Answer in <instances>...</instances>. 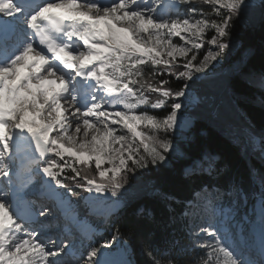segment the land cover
<instances>
[{"label":"snow or ice","instance_id":"6c2138e0","mask_svg":"<svg viewBox=\"0 0 264 264\" xmlns=\"http://www.w3.org/2000/svg\"><path fill=\"white\" fill-rule=\"evenodd\" d=\"M254 6L252 0H0L6 178L0 264H69L63 259L69 250L71 264H138L126 243L116 246L118 227L111 239H96L70 197L77 189L97 194L90 210L107 217L112 209L97 207L105 203L101 197L117 198L115 206L137 173L176 159L188 180L221 173L215 154L182 152L177 138L189 141L193 127L191 84L233 47L236 22ZM259 83L264 88V74ZM38 175L44 179L36 189ZM154 195L174 220L175 194L155 187ZM199 199L188 197L179 208L191 246L162 249L149 234L141 243L148 264H264V194L258 243L251 226L222 212L217 218L214 206L211 219L196 224ZM212 205L205 198V209ZM53 222L60 229L55 237ZM74 231L87 244L77 245ZM257 247L259 260L251 258ZM192 252L194 258H181Z\"/></svg>","mask_w":264,"mask_h":264},{"label":"trees","instance_id":"16d2710c","mask_svg":"<svg viewBox=\"0 0 264 264\" xmlns=\"http://www.w3.org/2000/svg\"><path fill=\"white\" fill-rule=\"evenodd\" d=\"M236 22L233 31L234 45L225 54V66L222 73L207 80H195L191 89L206 103L197 104L189 110L195 120L190 132L193 138L183 152L215 154L222 165L219 175L188 180L182 175L183 162L172 160L171 166L158 170H148L135 174L123 192V209L116 219L105 225L98 219L97 225L103 227L105 234L115 228L120 229L122 242L134 252L138 264H148L147 257L141 252V243L151 235L154 246L165 248L176 242L179 246H191L186 231V219L179 215L181 205H186L188 197L199 196L201 185L204 195L208 190L223 193V201L229 210L237 209L239 220L244 216L252 217L264 194V88L260 87V76L264 74V9L260 4L251 8ZM248 51L241 63L234 66V59L242 51ZM233 62V63H232ZM232 63V64H230ZM230 65V66H229ZM175 86V85H174ZM227 96L225 102L220 97ZM211 185L209 188L207 185ZM239 187V202L236 194ZM159 187L176 196L177 216L170 220L165 205L154 195ZM72 196L77 204L83 203L89 193L76 190ZM236 195L237 199L233 197ZM144 215H138L139 209ZM85 207H81L84 215ZM147 213H150L149 217ZM111 235V234H110ZM176 249H173L175 253ZM195 252L186 253L181 258L191 259Z\"/></svg>","mask_w":264,"mask_h":264},{"label":"rangeland","instance_id":"374dc122","mask_svg":"<svg viewBox=\"0 0 264 264\" xmlns=\"http://www.w3.org/2000/svg\"><path fill=\"white\" fill-rule=\"evenodd\" d=\"M252 2H253V4L255 6H258L260 4V0H252ZM249 12H250V14L253 12L251 10V8L245 14H247ZM247 52L248 51H245V50L242 51L240 53V56H238V59H239L238 61H235V59H234V66L239 64V63H241V61L246 56ZM232 63H230V64H232ZM224 64H225V59L222 56L221 58L218 59V61L213 62L212 64H210L209 67L205 70L204 73L198 74L199 79H197V80H207V79L213 78L216 75L222 73V70H224L226 68V66ZM189 96L196 98V103L191 106L190 110L192 108L196 107L197 104H200V102L201 103H206V101H204L202 99H200V101H199V97L197 96L196 92H194L191 88H190V91H189ZM227 98H228L227 96H221L220 100H221V102H225L227 100ZM191 119L193 120V127H192V129H193L195 127L196 123H195V120H194V118L192 116H191ZM188 136H189V141H190L193 138V136H192L191 133H188ZM189 141L181 140L179 137L177 138V142L179 143L180 150L182 152H183V146L187 147V144H188ZM42 179H44L42 177V175H38V176L35 177V186L36 187H39L40 183L42 182ZM207 193L210 194L211 196L204 197V194H201L200 195V199L198 200L199 207L194 208V212L196 213V218H195V223L196 224H203L206 221H208L209 219H211L212 207L213 206L215 207L216 213L218 214L217 218H219V213H221V212L224 213V214H228L229 215V212H228L229 210L227 209V206H226L227 202L225 200L220 201V200H222L224 194L223 193H219L216 190H208ZM123 195H124L123 192H121V194H120V196L118 198V203L115 206H113L112 201L116 200L117 198H112L110 195L105 196V197H101V199L104 200L105 203L99 204L97 207H99L100 209H107V208H111L112 209L111 215L107 216V217L106 216H102V215H98L96 213L93 214L94 212H92L90 210V206L88 204V201L96 199L97 194H95V193L89 194V197L85 200V202L79 203V206L76 205L73 201H72V203H73V207L76 209V211L78 213H79V210L81 209V206H87L89 208L90 211H89L88 215L85 217V219H86L87 223H89V224L93 223L92 225L98 228V230L96 231L97 232V236L95 237L96 239H101V238H103V239H111V236L113 235L112 232H108V233H106V234H104L102 236H99V234L102 233V230L99 229V226H97V224H95L93 222V220L94 219H102V220H105V225H108V223L111 220L116 219L117 215L123 209V200H122L123 199ZM205 198H207L208 200H211L213 202V205L212 206H208L207 210L205 209ZM233 198L237 199L236 195ZM237 200L239 202H242V199H240L239 197H238ZM220 206L222 208H220ZM259 211H260V206H258V208L256 209L254 220H253V222L250 223V225L247 224L246 221H245V224L251 226L253 230H254V225H255L257 219L259 218ZM232 212H233V215L230 216V217L233 218L234 220H239V216L237 214V209L234 208L233 210H231L230 213H232ZM245 219H247V218H245ZM49 233H51V231ZM80 237L82 238V236H80ZM121 243H122V241H118L116 246L119 247ZM65 260L68 261L69 264H71L72 260L66 259V258H65Z\"/></svg>","mask_w":264,"mask_h":264},{"label":"bare ground","instance_id":"6f19581e","mask_svg":"<svg viewBox=\"0 0 264 264\" xmlns=\"http://www.w3.org/2000/svg\"><path fill=\"white\" fill-rule=\"evenodd\" d=\"M258 229H259V218L257 219V221L254 225V231H255L256 235L259 234V232L257 233ZM52 236H53V234H52ZM63 259H65V256L63 257Z\"/></svg>","mask_w":264,"mask_h":264}]
</instances>
